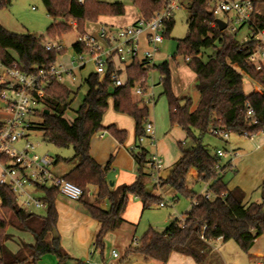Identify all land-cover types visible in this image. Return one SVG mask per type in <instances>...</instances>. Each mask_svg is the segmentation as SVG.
I'll use <instances>...</instances> for the list:
<instances>
[{
  "label": "trees",
  "instance_id": "obj_1",
  "mask_svg": "<svg viewBox=\"0 0 264 264\" xmlns=\"http://www.w3.org/2000/svg\"><path fill=\"white\" fill-rule=\"evenodd\" d=\"M131 1L147 19L164 7V0ZM207 2L208 0H191L188 32L185 38L178 40L175 53V56L185 58L186 64L197 76L196 88L200 98L194 110H191L190 97L179 98L174 94L169 63L165 61L155 66L161 74L162 94L168 99L171 124L182 127L187 136L194 140V144L188 149H184L180 143L181 157L161 186L171 187L177 196L191 197L192 204L182 215L183 225L179 218L174 219L162 232L149 230L138 246H131L126 250L124 258L139 254L145 259L166 263L173 252H179L202 263L213 240H234L247 252L264 233V202L244 204L236 191L231 190L224 181L223 172L228 165L222 167V172H218L216 166L220 165L221 157L216 152L211 153L203 144V136L211 133V128L217 126L231 132H264V90L246 94L243 85V73H246L264 86V68L258 70L249 59L250 53L259 44L255 41L241 43L237 38L239 31L229 33L227 30H220L215 24L216 17L207 9ZM259 2L264 0H257L256 4ZM43 3L47 14L54 20L47 29V38L11 32L0 24V60L3 63H17L27 72L36 66L55 64L58 57L66 51H48L44 47V41L59 39L63 34L73 31L68 24L69 20L76 23L79 34H84L87 22H96L105 15L125 14L122 2L43 0ZM10 4L11 0H0V9L8 8ZM253 22L258 30L264 31V15L257 13ZM173 26L172 18L167 22L165 37ZM74 49L77 52L83 51L82 46L77 44H74ZM208 49H213V52L204 60ZM149 70L134 60L127 68V81L122 86L114 87L113 91L110 89L112 68L109 67L106 77L101 81L93 71L83 81L88 86V91L75 110L72 120H68L65 115L71 109L73 95L77 92L52 79L42 101L43 109L37 112L43 119L37 124V130L42 131L44 140L58 147L72 146L74 149V156L64 159L74 162L72 169L64 176L83 189L84 194L79 201L91 217L100 222L95 238L97 248H102L106 234L123 222L122 216L131 195L141 200L144 208L161 200L146 189L147 178L151 176L148 167L149 151L146 148L138 145L137 151H131L137 165L135 181L116 188L111 187L107 179L108 165L97 162L91 154L92 137L100 131H108L121 144L126 141L125 130L114 124H103L111 98L116 112L133 117L136 140L145 135L144 126L150 109L148 105H141L134 99L133 89L138 83L145 86ZM247 102L256 112L257 123L254 125L246 116ZM46 110L49 112L45 113ZM193 130H198L199 136H195ZM58 161L60 158L55 162ZM193 170L196 171L198 180L208 183L207 191L213 194L212 199L188 188L187 178ZM90 186L97 187L99 202L108 201V209L84 200ZM0 194V207L3 210V214H0V264H37L46 254H54L63 261L67 254L60 244V238L53 237V229L58 221L55 205L57 192L47 191L44 216L22 208L7 187H0ZM9 227L32 234L35 242L22 243L17 252L11 251L5 245L9 238Z\"/></svg>",
  "mask_w": 264,
  "mask_h": 264
},
{
  "label": "rangeland",
  "instance_id": "obj_2",
  "mask_svg": "<svg viewBox=\"0 0 264 264\" xmlns=\"http://www.w3.org/2000/svg\"><path fill=\"white\" fill-rule=\"evenodd\" d=\"M100 1L122 2L126 8V13L122 17H128V19H134L135 16H138L140 14L139 9L134 6L131 0ZM262 6H264V4H260L259 9ZM188 18L189 6L184 3V7L178 8L174 11V26L170 31L169 35L165 37V40L160 47V51L155 56L154 64L155 66H157L164 60H168L170 62L173 72H171V84H173L174 81L176 85V90L181 94V97H190L192 99L191 108H193L197 106L200 98L199 92L196 88L197 81L189 80V78L185 75V72L191 73L192 71L189 70L191 71L189 72L188 68H185L186 63L184 61L186 60H184L182 56L177 57L178 64L177 61H174L172 59V55L176 53L178 40L185 38L187 35ZM53 22V18L47 14L43 0H11V4L8 8L0 9V23L2 24V26L5 27L7 30L18 34H32L37 36L38 38H47V29ZM71 22L72 21L69 20L68 24L72 27L73 31L67 32L63 34L61 38L55 40L56 42H61L67 49V51L63 55H60L58 57V62H64L65 64H68V58L72 52V46L77 41V28H74L73 25L70 24ZM99 22L88 23L86 26V30L89 32H95L98 28H100ZM116 24L115 26L126 25V23L122 25L118 23ZM248 34V28L245 27L238 32L237 38L240 42H243L244 36H247ZM212 52L213 49H208L207 52L204 54V60H206L207 56ZM155 66L150 68V70L148 71V77L145 82V86L155 94V101L152 104L148 105L150 109L148 118L153 119L155 124L158 125L159 131L155 136L156 142L166 137L165 144L170 149V152H180L181 142H184L183 148L188 149L194 144V140L192 137H188L186 132L184 131V133L181 130L180 126L171 124L170 113L168 108V99L165 94H162L163 85L159 83L161 79V74L159 70L155 68ZM93 71V65L92 63H89L83 70L77 72V80L75 83L66 82V85L70 89L77 92L76 95H73L74 101L71 105V109L65 115L68 120H72L74 118L75 110L81 104L86 92L88 91V86L83 81ZM186 78L189 84L188 87L182 93V88L183 85H185ZM243 85L246 94L253 92L255 87H259L264 90V86L253 80L246 73H243ZM133 96L135 100H138L135 96L134 89ZM39 108L43 109V105H40ZM34 121L38 124L41 123L43 119L41 116H36L34 117ZM103 124L105 126L114 124L117 128H121L122 130H125L127 132V138L125 141L126 145H124L125 148H123V150L125 151L126 156L129 160V157L132 156L131 148L135 146L132 143H134V141L136 140V138H134L135 121L133 117L124 113L116 112L114 110L113 99L111 98L109 100V107L103 117ZM173 127H177L176 129L179 130H176V132L170 134L169 131L170 129H173ZM98 133L102 134L105 133V131L103 130ZM108 134L110 135V133ZM193 134L195 136H199V131L193 130ZM31 140L39 143V146L37 148L38 154H49L50 156L54 157L55 160L57 158H60V161L55 162L53 166V168L57 170V172H59L60 174L63 175L64 173H66V171L73 167L72 162H67L64 160L72 158L74 156V149L72 146L58 147L48 141H45L43 138L42 131L40 130H36L34 133H32ZM136 144L139 145L138 142ZM142 144L143 145L141 146L144 147V145L148 144V142L145 141ZM203 144L205 148L211 153H215L217 149H223L226 151V154L221 157L220 165L221 167H224L231 163L232 166H228L223 172L224 181L228 184L231 190L236 191L238 196L241 197V200L244 204L249 205L251 203L264 202L263 131L256 132L254 138L245 136L240 132H231L228 140H222L214 136L212 133H207L203 136ZM103 148H105L104 144H100L99 151L102 155V160H104L106 164V162H108V160L110 159V156L112 154L114 155V150L105 148L108 150L105 151V149ZM147 149L148 151L152 150L149 145ZM134 150L137 151L138 149ZM231 153H233L234 156H232ZM112 161L118 163L119 159L113 158ZM122 161L123 159L120 161L121 164ZM121 164L120 166H122ZM169 171L170 168L165 167V169L161 172L162 177L166 176ZM112 173L113 172L109 173L108 171V174L110 175L109 183H112L114 179V175ZM187 183L190 189L197 194H204L208 188V183L202 180H197L191 175L188 176ZM167 190L173 192V189L169 186H167ZM87 192L88 194L86 193L84 195V197L86 198L90 196L88 190ZM172 194L168 192L163 194L162 198L164 199L165 204L167 206L160 207L158 203H154L146 209L142 222L139 224V226H137L138 228H136L137 233H135V237L138 239L139 243L142 240L144 234L147 232V230L150 229V226L155 228V230L157 231H162L167 226L168 222L171 220L170 217L172 215L178 217L189 209L192 202L191 197L179 195L178 200H173ZM61 196L64 197V199L67 201H75L76 203L81 204L79 200H74L64 195ZM33 213L44 216L46 215V210H38L34 211ZM0 214H3V210L1 207ZM150 220L154 222L153 225H150V223H148ZM56 229L58 235L60 236L62 247L64 251L69 255V258L62 264H80L78 261L79 257L77 254L81 252L80 250L84 249L81 248V244H77L73 241L74 234H72L71 232H67L69 226L66 223L58 221ZM9 230L11 231L14 240L7 239L5 245L13 252H17L18 246H20L18 245V243H21L22 245V243L25 242H35L34 236L28 232L20 231L14 227H9ZM7 232L9 233V231ZM120 242L121 241L118 240L117 236H109V238H105L104 244L106 248L104 249V256L107 259L112 248H114L120 255V257L117 259V262H115L114 264H127V259L124 258L125 253L121 250ZM209 247L210 250L201 264H257L264 258V233L255 240L253 247L247 252L241 249V247L234 240H215L213 242H210ZM89 258L91 259V261H95L97 264H102L103 262L102 254L97 250L94 252V255L89 254ZM47 264H49V261Z\"/></svg>",
  "mask_w": 264,
  "mask_h": 264
},
{
  "label": "built area",
  "instance_id": "obj_3",
  "mask_svg": "<svg viewBox=\"0 0 264 264\" xmlns=\"http://www.w3.org/2000/svg\"><path fill=\"white\" fill-rule=\"evenodd\" d=\"M256 1L208 0L207 9L216 17V25L217 19L226 23L225 30L229 33L248 28L249 34L244 36L241 43L255 41L259 44L250 53L249 59L261 70L264 68V31L258 30L253 22V17L257 14ZM78 2L83 3V0ZM184 3L190 7L191 0H164V7L150 19L141 15L132 25H102L96 34L77 33L75 44L82 46L83 51L77 52L73 45L69 64L57 62L49 66H36L27 72L17 63L7 65L0 60V187L10 189L22 208L31 213L46 210L48 190H55L58 194L74 200H80L84 194L80 186L67 180L64 175L53 172L55 158L49 154H38L39 143L31 140L32 133L37 130L34 117L42 110L39 107L43 105L42 101L50 81L55 79L64 84L68 79L75 83L77 71L92 63L100 81L106 77L111 67L112 87L122 86L124 81L118 63L125 66L137 60L146 69L155 66V56L165 40L167 22L173 18L176 9L184 7ZM70 24L76 28L75 22ZM142 39L146 42L145 48L141 47ZM44 47L48 51H67L61 42L55 40H45ZM134 93L141 105H150L155 101V94L143 84H136ZM246 116L252 125L257 123L255 109L249 102L246 104ZM144 127L145 135L139 137L137 142L141 146L149 140L151 145H155L154 123L147 121ZM210 132L222 140H228L231 133L220 126L211 128ZM241 133L250 138L256 135L248 131ZM138 148L136 144L131 151ZM216 154L223 157L226 151L217 149ZM231 155L234 156L233 153ZM228 166H232L231 163ZM148 167L151 176L158 179V174L163 169V159L157 152L149 153ZM216 169L222 172L221 165L216 166ZM204 195L207 199L214 197L210 191H206ZM1 201L0 194V205ZM163 205L164 203H161V206ZM180 221L183 225L184 218L181 217ZM219 239L222 238L216 240ZM133 245H139L136 237L133 239ZM113 255L118 256L115 251ZM257 264H264V260Z\"/></svg>",
  "mask_w": 264,
  "mask_h": 264
},
{
  "label": "crops",
  "instance_id": "obj_4",
  "mask_svg": "<svg viewBox=\"0 0 264 264\" xmlns=\"http://www.w3.org/2000/svg\"><path fill=\"white\" fill-rule=\"evenodd\" d=\"M260 4H264V2H259L257 4V13L264 15V6H262L259 9V5ZM125 13H126V8H125ZM122 16L123 15H121V16L105 15V16L99 17L98 21H96V22L100 21L99 22L100 23L99 27H101L102 25L114 26V27H123V26H115V24L118 23V24L122 25V24L126 23L125 26L132 25L141 16V13L138 16H135L134 19L133 18L132 19H128V17H122ZM96 22H87L85 24V32H89V31L86 30V26H87L88 23H96ZM98 31H99V28L95 32H89V33L96 34V33H98ZM141 47L142 48L146 47V42H145L144 39H142ZM70 57L71 56H69V58H68V64L70 62V60H69ZM177 57L178 56H175V54L172 55V59L174 61H177ZM184 60H185V58H184ZM165 61H167L169 63V66H170V69H171V72H172V66H171L170 62L168 60H164L163 62H165ZM184 62L186 63V61H184ZM177 64H178V61H177ZM128 66L129 65H125L124 66V65H121L120 63H118V67L121 70L120 75H121V78L123 79L124 83L127 81V68H128ZM185 68L186 69L188 68V71L191 70L188 67L187 64H186ZM191 71H189V72H191ZM77 72H80V71H77ZM192 72L191 73L185 72V75L189 78V80H196L197 81V76H196L195 72H193V73ZM66 82H69V83H72V82L69 81L68 79H66L65 83L63 84L68 89H70L66 85ZM159 83L161 84V80H160ZM188 84H189V82L187 81V78H186L185 85H183V88H182V93L188 87ZM112 88H111V91L114 90V87H112ZM172 89H173L174 94L177 97L184 98V97H181L180 96L181 94L176 90V85H175L174 81H173V84H172ZM70 90L73 91L72 89H70ZM254 91H259L260 92V91H262V89L259 88V87H255ZM73 92H75V91H73ZM168 108H169V105H168ZM195 108H196V106L191 108V110H194ZM148 121H151V122L154 123V125H155V135H156L158 133V131H159L158 125L155 124L153 119L148 118ZM120 127H123V126H120ZM176 128L177 127H173V129H170V131H169L170 134L173 133V132H176V130H179V129H176ZM180 128L184 132L182 127H180ZM104 131H105V133H102V134L97 133V134H95L92 137V140H91V154H92V156L95 158V160L97 162L101 163L102 165H104V166L108 165L109 173L113 172L112 174L114 175V179H113V182H112L113 186L110 185L111 187H115L116 188V187H118L120 185H123V184L132 183L133 181H135L136 174H137V165H136V162H135L133 156L130 155L131 157H129V160H128V157L126 156V153L123 150V148H125L124 145H126V143L125 142H124L125 144L124 143H122V144L119 143L116 140L115 137H113L111 134L110 135L108 134L109 133L108 131H106V130H104ZM129 135H131V134H129ZM165 138H162V139L158 140L155 143V145H151L150 141L146 140L148 142V144L144 145V148H146V149L148 148V145L152 148V150L149 151V153L150 152H157L158 155L163 159V169L159 172L158 179H154L151 176H149L147 178V181H146V189H147V191L150 194L155 195V196H159L161 198L160 202L158 203L160 207L167 206L165 204L164 199L162 198L163 194H165L167 192L171 193V194L173 193L172 194V199L173 200H178V196H177V194L175 193L174 190H173V192L168 191L167 190V186L162 188L161 185H160L169 176V174L172 171L174 165L178 162V160L181 157V151L180 152L179 151L178 152H174V153L170 152V149L165 144ZM136 143H137V141L135 140L134 143H132V144L136 145ZM98 144L99 145L100 144H104L105 148H109V149H113L114 150V152H113L114 155L112 154L110 156V159L108 160V162H106V164H105L104 160H102L103 158H102V155H101V153L99 151V145ZM105 148H103V149H105ZM105 151H108V150L105 149ZM113 158L119 159V162L123 159L122 164L120 162V164L122 166H120L119 162L116 163L115 161H112ZM72 165L74 166V162L72 163ZM118 165H119V168H118ZM123 167H125V168H123ZM165 167L170 168V171L166 174V176L162 177L161 172L165 169ZM71 169H72V167L69 170H71ZM52 170H53L54 173H56L58 175H62L59 172H57V170H55L54 168ZM68 171H66V173ZM128 171H130V172H128ZM66 173H64L63 175H65ZM109 176L110 175L108 174L107 175V179L108 180H109ZM191 176H193L195 179L198 180L197 173H196L195 170L192 171ZM187 186H188V183H187ZM188 188L190 189L189 186H188ZM88 191H89V195L90 196H88V198L85 197L84 200H86L88 202H91V203H94L96 205H99L103 209H108L109 208V203H108L107 200L102 201V202L101 201L99 202L97 200V187L90 186L88 188ZM87 194H88V192H87ZM80 203L81 204L76 203L75 201H73V202L67 201V200L64 199V197H62L58 193H57L56 199H55V205H56V209H57V213H58V221L62 222V223H66L69 226V229L67 230V232H71L72 234H74L73 241L75 243H77V244H81V248L84 249V250H80L81 252H79L77 254L78 257H79V259H78L79 263L80 264H90V263L97 264L95 261L93 262L89 258V254L90 255H94V252L97 250V251H99L102 254V261H103L102 264H114L115 262H117V259L120 257V255L117 253V251L114 248H112L110 254L108 255L109 257L106 259V257L104 256V249L106 248L105 244H104V246L102 248H97L95 246V238H96V235H97V233H98V231L100 229V222L98 220L94 219L93 217H91V215L88 213V211L84 208L83 203L81 201H80ZM161 203H164V205L161 206ZM191 204H192V202H191ZM149 207H147V208H149ZM190 207H191V205H190ZM190 207H189V209H190ZM147 208H144L143 203H142L141 200H139L138 198H136V197L131 195L129 197L128 203L126 205L125 211H124L123 216H122L123 217V222L116 229L109 231L106 234L105 238H109V236H114V237L117 236L118 240L121 241L120 242L121 243L120 244L121 250L125 253L126 250L129 247L134 246L133 245V239L135 238V233H137L136 228H138L137 226H139V224L142 222V219H143V217L145 215V212H146ZM182 215H180L178 217L172 215L170 217L171 220L168 222L167 226L174 219L181 218ZM58 221H57V223H58ZM148 223H150V225L154 224V222L151 221V220ZM167 226L162 231H164L167 228ZM151 229L155 230V228L150 226L149 230H151ZM149 230H147V232ZM8 231H9V233H8L9 234V238L8 239L14 240L13 239V235H12L11 231L9 230V228H8ZM155 231H157V230H155ZM162 231H159V232H162ZM59 238H60V236H59ZM105 238H104V240H105ZM213 241H215V240H213ZM26 243H28V242H26ZM140 243H141V241H140ZM60 244L62 246L61 239H60ZM18 245H20V246H18V250H19L20 247H21V243L20 244L18 243ZM215 249H216V247H215ZM113 251H115L118 254V256H114L113 255ZM68 258H69V255L67 254V257L65 259H63V261H60L56 255H54V254H46L45 256L42 257V260H40V262H38L37 264H47L48 261H49V264H62ZM126 259H127L126 260L127 264H201V263H197L196 260L192 256L181 254L179 252H173L170 255V257H169V259H168V261L166 263H161V262H159L157 260H153V259H145L144 257H142L139 254H133V255L129 256L128 258H126Z\"/></svg>",
  "mask_w": 264,
  "mask_h": 264
},
{
  "label": "water",
  "instance_id": "obj_5",
  "mask_svg": "<svg viewBox=\"0 0 264 264\" xmlns=\"http://www.w3.org/2000/svg\"><path fill=\"white\" fill-rule=\"evenodd\" d=\"M217 24H218L220 30H225L226 29L227 25H226V23L223 20L217 19ZM48 112H49L48 110L45 111V113H48ZM110 185L113 186V183H110ZM53 237L54 238H58L59 237L56 228L53 229Z\"/></svg>",
  "mask_w": 264,
  "mask_h": 264
}]
</instances>
